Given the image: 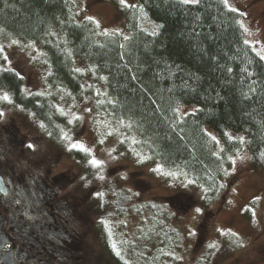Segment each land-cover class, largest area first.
Instances as JSON below:
<instances>
[{"label": "trees", "instance_id": "1", "mask_svg": "<svg viewBox=\"0 0 264 264\" xmlns=\"http://www.w3.org/2000/svg\"><path fill=\"white\" fill-rule=\"evenodd\" d=\"M110 1L125 17V35L79 18L73 0H0V43L18 38L38 45L50 86L65 88L76 101L93 99L100 111L120 120L122 147L130 153L133 136L144 155L141 164L156 161L187 176L200 188L205 207L224 192L230 157L240 146L252 165L264 169V59L246 42L238 11L224 0ZM22 83L0 61V87L12 104L31 111L50 139L63 144L61 108L47 93H27ZM181 103L197 108L179 115ZM206 128L216 131L220 147ZM229 131H242L243 138ZM87 155L76 152L90 176L95 169ZM100 206L116 215L141 216L148 208L155 215L143 230L148 243L175 235L165 206L137 202L119 190ZM200 261L192 264H209Z\"/></svg>", "mask_w": 264, "mask_h": 264}, {"label": "rangeland", "instance_id": "2", "mask_svg": "<svg viewBox=\"0 0 264 264\" xmlns=\"http://www.w3.org/2000/svg\"><path fill=\"white\" fill-rule=\"evenodd\" d=\"M73 1L79 18H93L105 32L127 33L125 17L115 10L110 0ZM135 2L124 0L129 5ZM225 3L238 11L246 42L264 57V0H226ZM0 50L2 66L15 70L22 77L24 91L47 93L61 108L65 118L62 132L66 135V141L56 171H62L66 178L73 179L74 190H81L87 200L94 201V219L99 218L100 212L105 214V218L111 216V219L104 220L109 229L110 242L117 241L122 246L141 249L140 255L153 252L149 260L142 263L192 264L201 259V263L209 264H264V169L251 164L249 154L242 146L230 157L224 192L218 200L205 207L200 188L191 184L187 176L156 161L141 164L140 159L144 155L135 149L133 136L128 138L127 145L131 152L122 147L125 134H122L124 124L120 120L100 111L93 99L83 96L76 101L66 94L65 88L50 86L38 45L9 38L1 41ZM82 66L81 63L79 68ZM103 90L99 83L97 91L100 93ZM196 108V104L181 103L177 106V112L181 115ZM0 113L9 116L19 132L35 138L32 147L36 145L37 149H49V145H53L50 139L48 142V132L39 119L31 111L12 104L9 92L2 87ZM206 130L215 140L217 148L220 147L221 140L216 131L211 128ZM228 134L237 135L240 139L244 135L242 131H229ZM72 148L87 152V160L95 169L93 177H90L93 181L79 182L76 159H73L72 153L67 154L68 149ZM93 160L99 163L93 164ZM85 183L87 188L83 186ZM115 190L130 193L137 202L149 201L159 204L160 208L165 206V212L171 215L169 226L174 228L175 235L169 236L167 242H146L143 230H149L147 226L155 216L148 213V208L140 211L141 216L130 212L125 226H118L114 221L116 214L107 213L111 211L110 206L106 209L98 204L97 211L95 204L110 202ZM197 208L201 211L197 212ZM120 218L123 220L124 216ZM83 223L87 249L97 253L93 256L95 260L105 259L99 227L91 224V216ZM135 241L142 244L136 246ZM139 257L137 255L132 260L138 262Z\"/></svg>", "mask_w": 264, "mask_h": 264}, {"label": "flooded vegetation", "instance_id": "3", "mask_svg": "<svg viewBox=\"0 0 264 264\" xmlns=\"http://www.w3.org/2000/svg\"><path fill=\"white\" fill-rule=\"evenodd\" d=\"M46 137L49 142V135ZM33 140L19 132L9 116L0 115V264H159L142 263L153 252L140 255L141 249L110 242L109 229L100 221L111 216L105 218L100 212L94 219V201L87 200L81 190H74L73 179L56 171L63 144L50 139L53 145L49 149H37L36 145L29 147ZM68 152L76 159L79 182L93 181V174L88 176L78 164L77 150ZM128 215H117L114 221L125 226ZM90 216L91 224L99 227L105 259L95 260L97 253L85 245L83 222ZM137 255L138 262L132 260Z\"/></svg>", "mask_w": 264, "mask_h": 264}, {"label": "snow or ice", "instance_id": "4", "mask_svg": "<svg viewBox=\"0 0 264 264\" xmlns=\"http://www.w3.org/2000/svg\"><path fill=\"white\" fill-rule=\"evenodd\" d=\"M121 2L123 3L124 0H121ZM185 2H187V0H185ZM225 2H226V0H225ZM262 59H264V57H262ZM0 115H3V113H0ZM74 146H75V145H74ZM29 147H32V145H29ZM92 163H93V164H98L99 162L96 161V160H93ZM125 178H126V177H125ZM196 211H197V212H200L201 210H200L199 208H197Z\"/></svg>", "mask_w": 264, "mask_h": 264}]
</instances>
